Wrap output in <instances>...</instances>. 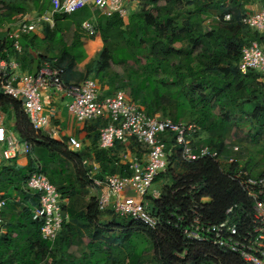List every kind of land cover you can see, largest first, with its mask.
I'll return each mask as SVG.
<instances>
[{
    "label": "trees",
    "instance_id": "1",
    "mask_svg": "<svg viewBox=\"0 0 264 264\" xmlns=\"http://www.w3.org/2000/svg\"><path fill=\"white\" fill-rule=\"evenodd\" d=\"M137 1L138 8L124 18L106 17L95 8L85 7L77 12L83 19L93 17L91 25L102 41L98 60L86 72V78L94 76L100 89L108 90L106 95L124 91L151 117L160 112L159 118L170 117L176 123L188 111L195 117V123L189 124L200 129V140L202 135H207L208 141L203 145L224 159L232 156L225 138L231 127V115L250 126L254 139L261 136L264 75L257 72L241 75L238 63L244 46L256 42L264 47V34L241 24L242 17L251 13L252 7H264V0ZM49 2L0 0V25L15 23L30 7L42 15L49 10ZM225 4L230 8L231 13H226L230 21L222 20L225 13L215 21L213 14L223 11ZM67 17L55 15L53 27H43L40 42L53 56L38 57L62 70L61 80L65 85L70 84L75 71L74 50L78 49L80 38L74 32L73 43L67 48L68 29L59 25ZM81 23L78 32L82 31ZM38 37L36 33L21 37L22 51L16 54L11 41L0 33L3 58L18 60L21 70L28 69L27 52H36L34 43ZM111 65L119 67L122 73L110 72ZM169 107L172 110L168 111ZM0 111L13 115L14 132L32 145L26 169H16L13 164L0 167V201H5L0 210V264H242L229 252L185 239L183 230L189 226L187 209L191 205L200 207L205 222L223 221L226 211L234 206L239 209L234 211L233 218L243 217L249 211V202L235 176L244 170L239 171L236 162L220 165L210 159L186 164L180 161L176 148L168 156L166 172L154 182L168 180L169 185L161 187L159 199L146 197L150 213L161 220L158 230L151 231L129 219L116 222L117 217L111 212H100L95 198H91L81 209H67L69 220L52 243L42 240L41 223L32 221L31 217L37 197L23 185L28 174L36 166L44 175L46 169L59 172L61 185L56 189L63 198L71 199L92 185L87 173L93 164L98 166L95 175L98 180L104 176H131L129 164L121 159L126 150L119 142L108 151L98 148L99 132L107 125L104 121H95L94 129L99 132L95 130L90 147L78 155L68 150L67 143L34 133L21 104L1 92ZM171 146L170 140L166 147ZM130 150L133 157L141 158L140 149L131 146ZM36 152L49 153L56 166L50 163L44 166ZM173 164L182 171L178 175L170 172ZM102 213L110 214L114 221L100 222ZM137 239L149 246L152 263L139 257L142 252H137L140 246Z\"/></svg>",
    "mask_w": 264,
    "mask_h": 264
},
{
    "label": "built area",
    "instance_id": "2",
    "mask_svg": "<svg viewBox=\"0 0 264 264\" xmlns=\"http://www.w3.org/2000/svg\"><path fill=\"white\" fill-rule=\"evenodd\" d=\"M50 11L30 18L20 17L12 25L0 30L4 39L11 41L16 54L22 49L20 39L35 33L45 25L53 27L55 15L72 16L81 9L95 8L104 16L118 15L127 17L129 10L124 0H49ZM224 22L230 21V15L224 14ZM241 24L258 34H264V8L246 14ZM81 30L88 37H94L95 30L88 21L81 23ZM1 41V39H0ZM1 44V42H0ZM0 50V92L21 104L32 131L39 134L47 128L43 113L41 93L53 89L67 94L70 102L67 111L78 123L104 121L107 125L100 130L98 148L108 151L115 142L126 150L123 161L129 164L131 176H104L95 179L98 167L93 165L87 177L99 193L95 197L100 212H111L120 219H129L145 228L156 231L161 226L159 217L149 211L146 196L155 179L164 174L168 168V156L177 149L181 162L189 164L204 159L216 160L220 165L234 163L233 155L238 151L233 147L232 158L224 159L217 151L199 144L200 129L194 124L174 123L170 119L148 116L132 101L124 91H114L110 95L103 92L94 79H86L78 84L65 85L61 80L62 70L54 63L43 61L36 74L22 73L16 60L3 58ZM241 75L257 72L264 75V47L256 42L244 46L238 63ZM55 133H50L53 137ZM172 141L167 149L166 143ZM131 146L140 149L142 161L130 156ZM0 159L9 163L19 157L32 154V145L21 140L15 132L6 126L0 116ZM239 181L249 202L248 212L243 217L233 218L238 206L226 211V218L217 223L205 222L197 205L187 209L190 216L189 226L183 230V236L198 244H208L238 257L242 264H264V176L251 178L240 172L235 176ZM25 188L37 197V207L33 210L32 221L41 223V239L52 243L68 222V200L63 198L49 182L39 166L31 171L25 182ZM132 193L133 195H131ZM5 201H0V210Z\"/></svg>",
    "mask_w": 264,
    "mask_h": 264
},
{
    "label": "crops",
    "instance_id": "3",
    "mask_svg": "<svg viewBox=\"0 0 264 264\" xmlns=\"http://www.w3.org/2000/svg\"><path fill=\"white\" fill-rule=\"evenodd\" d=\"M50 6V2H49ZM264 8V7H263ZM51 7L48 11H50ZM262 8H258L254 6L251 8V12H255ZM47 11V12H48ZM27 16L30 18L38 16V11L35 8H32V11L29 9L26 11ZM70 23L74 25L72 30L70 29L65 32L66 46L67 48L73 43L71 38L74 32H77L80 35L78 40L79 47L78 49L74 50V55L76 56V63H75V71L70 80V84H78L86 79H94V76H89L86 78V72L90 70L94 63L98 60L99 53L102 49V41L99 35L95 34L94 37H88L84 31L78 32V23L80 24L82 21H88L90 24H94V19L91 16L88 19H83L81 14L76 13L71 17H67ZM12 25V24H11ZM5 27V26H4ZM3 27V28H4ZM42 29L37 30L35 33L39 36L37 42H35V50L36 52H31L28 50L27 62H29L28 69L21 70L22 73H28L34 75L37 73L42 60L39 59V56H46L51 58L53 55L51 52L50 54L47 53L46 47L41 44V39L43 38ZM59 48V46H57ZM54 54V52H53ZM20 60V58H19ZM18 61V60H17ZM95 80V79H94ZM96 81V80H95ZM103 92H107L108 90L103 88ZM70 97L62 93L60 91H55L53 89H45L41 93V102L43 105V113L47 120V128L45 130L40 131V135L46 137L50 140H54L58 143L64 144L67 143L68 150L71 153L80 155L82 151L86 148L90 147L91 141L93 136L96 134L95 130L99 132L98 129H94L95 121L85 122V123H78L75 121L74 117L67 111V105L70 102ZM11 127V126H10ZM55 133L53 137L50 136V133ZM16 134V133H15ZM17 135V134H16ZM1 149V147H0ZM123 154L121 155V159ZM141 157V158H140ZM132 153L130 156H127V160L132 159ZM140 162L142 161V154L139 153ZM124 162V161H123ZM15 165L16 169L23 170L27 168L28 158L27 157H19L13 160L11 163H4L0 159V167L7 166V165ZM96 165V164H93ZM92 165V166H93ZM97 166V165H96ZM98 167V166H97ZM92 168V167H91ZM95 178V176H94ZM98 188H94L92 185L90 187H86L84 190H81L76 196L73 198H65L68 200V208H74L78 206V208H82L83 205L88 203L91 198H95L99 193ZM133 195L132 193H130ZM80 196V203L73 205L74 198ZM148 197V195L146 196ZM155 200L159 199V195L151 197ZM13 199V195L11 200ZM146 199V198H145ZM149 205V201L146 200ZM71 203V205H70Z\"/></svg>",
    "mask_w": 264,
    "mask_h": 264
},
{
    "label": "rangeland",
    "instance_id": "4",
    "mask_svg": "<svg viewBox=\"0 0 264 264\" xmlns=\"http://www.w3.org/2000/svg\"><path fill=\"white\" fill-rule=\"evenodd\" d=\"M4 2H6L7 0H3ZM10 2H12L13 0H8ZM126 2V7L129 10V12H133L138 8V1L137 0H124ZM258 8H260L259 6H257ZM29 11H32V8H29ZM38 11V10H37ZM230 12V8L227 4H225L223 6V11L221 12H215L214 15V20L218 21L219 17L222 16L223 13H228ZM231 13V12H230ZM73 16V15H72ZM71 17V16H68ZM3 26L0 25V30L3 29V27H6L5 23H2ZM59 25L65 26L68 31H70V29L72 30V28L74 27V25L72 23H70L68 20H64L63 23H59ZM69 33V32H68ZM110 72H115V73H122V70L114 65H111L110 67ZM264 81V79H263ZM196 94V91L194 92V95ZM166 106V105H165ZM168 107V106H166ZM172 110V108L169 107L168 111ZM0 116H3L4 118V122L6 124L7 127L11 126V130L14 132V125H15V119L13 117V115L8 112V113H2V111H0ZM156 117L160 116V112L156 113L155 115ZM217 116V115H216ZM169 119H171L170 117H168ZM238 117H234L233 115H231V118L229 120L230 123V128L227 131L225 138H227L228 140V149H230L229 151H231V149L233 147H237L238 151L236 152V155H233V159L234 161L238 164V169L239 171H245L251 178H258L261 174L264 173V131L262 133L261 136H258L256 139L253 138L254 134L251 131V128L248 124H245L244 122H238ZM195 117H193V115H191L188 111H186L183 115V118L180 119L178 122L176 123H195ZM207 135L205 136L202 135V139L200 140V144H206L207 140ZM232 152V151H231ZM36 156L38 157V159L40 160V162L46 166L48 163L53 164L54 166H56L54 164V162L51 159V156L49 153L46 152H42L41 154H39V152H36ZM231 157V156H230ZM232 158V157H231ZM140 161V159H138ZM242 169V170H241ZM45 174L46 177L48 178L49 182L55 187L58 188V186L61 185L60 182V174L57 171H49L48 169L45 170ZM170 172L173 175H178L179 173H181L182 171H180L179 168L175 167V165H171L170 166ZM169 185V181L164 180L163 183H153V185L151 186V188L148 191V196H156L159 195L160 193V189L163 185ZM80 196L74 198V202L73 205H76L78 203H80ZM71 205V203H70ZM78 209V206L75 207ZM77 211V210H76ZM114 217H111L110 214H106V213H102L100 216V222L105 223V224H109L111 222L114 221ZM124 219H116V222H121ZM118 233V232H117ZM105 237H108V235H106ZM136 242L140 245L137 252H142L140 253L139 257L144 258V261H148L149 263H152V253L149 250V246L148 245H142L141 243V239H137ZM182 258V256L180 257V259ZM143 261V262H144Z\"/></svg>",
    "mask_w": 264,
    "mask_h": 264
}]
</instances>
